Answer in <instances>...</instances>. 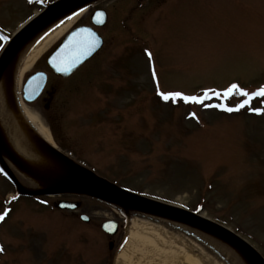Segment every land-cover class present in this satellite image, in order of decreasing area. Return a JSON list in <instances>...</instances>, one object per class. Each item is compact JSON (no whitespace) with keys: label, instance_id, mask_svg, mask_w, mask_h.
Wrapping results in <instances>:
<instances>
[{"label":"rangeland","instance_id":"rangeland-1","mask_svg":"<svg viewBox=\"0 0 264 264\" xmlns=\"http://www.w3.org/2000/svg\"><path fill=\"white\" fill-rule=\"evenodd\" d=\"M55 1L0 0V55ZM98 9L109 14L105 45L71 78L50 73L47 89L59 88L51 111L43 98L28 104L24 86L21 101L72 159L124 189L229 228L264 256V0H102L75 27L91 24ZM45 59L25 81L49 71ZM60 200L80 207L59 210ZM5 212L0 264H116L132 218L180 238L200 263L234 264L206 241L216 238L165 219L87 196H19L0 168ZM110 220L120 224L115 236L101 228Z\"/></svg>","mask_w":264,"mask_h":264},{"label":"water","instance_id":"water-1","mask_svg":"<svg viewBox=\"0 0 264 264\" xmlns=\"http://www.w3.org/2000/svg\"><path fill=\"white\" fill-rule=\"evenodd\" d=\"M100 1L102 0H57L23 25L2 51L0 81L6 76L9 103L27 136L56 163L60 173L42 189L27 188L20 179V173L16 171V168L38 180L43 173H48L47 169H37L29 165L11 149L0 130L1 168L14 183L19 196L56 197L74 194L91 197L120 206L127 212L134 211L199 230L237 250L248 264H264V256L234 231L203 217L201 214L129 191L98 175L39 136L21 114L12 89L13 80L10 67L15 58L27 43L48 26L72 12ZM92 21L95 26L104 27L108 23V13L99 9L93 14ZM104 43V38L94 27L83 26L72 29L48 54L47 66L56 75L68 78L100 52ZM47 82L48 74L46 72L32 74L24 85V100L30 104L36 102L42 95ZM57 207L61 210L75 211L79 209L80 204L72 201H60ZM82 219L89 221L90 217L82 215ZM103 230L109 236H115L120 230V225L117 221H107L103 224ZM114 245V242L110 243L111 250L114 249Z\"/></svg>","mask_w":264,"mask_h":264},{"label":"bare ground","instance_id":"bare-ground-1","mask_svg":"<svg viewBox=\"0 0 264 264\" xmlns=\"http://www.w3.org/2000/svg\"><path fill=\"white\" fill-rule=\"evenodd\" d=\"M88 7L72 12L57 20L36 35L15 58L10 70L13 71V89L17 94L19 110L26 121L36 130L39 136L52 144V137L36 114L21 101L18 95L25 85V76L61 39L86 15ZM0 130L11 149L29 165L37 169H47L39 180L16 168L20 176L35 189H42L60 173L56 163L45 154L27 136L20 125L14 109L9 103L6 76L0 81ZM159 219V218H158ZM157 219V220H158ZM167 221V220H166ZM171 227H180L183 231L195 234V229L168 222ZM193 234V235H194ZM213 237V236H212ZM215 238V237H214ZM206 241L234 264H248L243 256L219 239L208 238ZM141 255V257H140ZM116 264H203L194 254V249L186 246L180 238L165 232L148 221L132 218L125 248L119 253Z\"/></svg>","mask_w":264,"mask_h":264},{"label":"flooded vegetation","instance_id":"flooded-vegetation-1","mask_svg":"<svg viewBox=\"0 0 264 264\" xmlns=\"http://www.w3.org/2000/svg\"><path fill=\"white\" fill-rule=\"evenodd\" d=\"M96 11V10H95ZM94 11V12H95ZM94 12L92 13V15L90 16V20H91V24H82V25H80V26H78V27H82V26H92V16H93V14H94ZM109 15V14H108ZM106 26L107 25H105L104 27H101V28H97L98 29V31L101 33V30L102 29H104V28H106ZM102 35V34H101ZM104 38V37H103ZM105 45V44H104ZM46 58V57H45ZM45 61H46V59H45ZM41 71H43V72H46L47 74H48V82H47V85H46V87H45V89H44V91H43V93H42V95L39 97V99L37 100V101H39L41 98H43V101L45 102V110L46 111H51V107H52V105H53V103H54V101H55V99H56V96L58 95V93H59V88L57 87V86H52L50 89H47L48 88V84H49V82H50V73L51 74H53L54 76H56V77H58L59 79H62V80H66V79H69V78H71L72 76H74L76 73H74L72 76H70V77H68V78H62V77H60V76H58V75H56L54 72H52L50 69H49V71H46V70H38V71H36V72H41ZM35 73V72H34ZM36 101V102H37ZM35 102V103H36ZM68 195H74V194H68ZM63 196H66V195H63ZM63 196H59V197H63ZM79 196V195H78ZM60 201H68V200H60ZM59 202V201H58ZM58 202L56 203V205L58 204ZM83 215V214H82ZM82 215H80V218H81V220L83 221V222H85V223H87V224H90L91 222H92V220H91V218H90V220L89 221H86V220H83L82 219ZM105 223V222H104ZM104 223H102V225H101V228H102V230H103V224ZM115 246V245H114Z\"/></svg>","mask_w":264,"mask_h":264},{"label":"snow or ice","instance_id":"snow-or-ice-1","mask_svg":"<svg viewBox=\"0 0 264 264\" xmlns=\"http://www.w3.org/2000/svg\"><path fill=\"white\" fill-rule=\"evenodd\" d=\"M149 55H151V54L149 53ZM232 87H233V88H236L237 85H233ZM175 95L179 96L180 94H179V93H176ZM243 95H244V96H247V95H249V93L244 92ZM259 95L262 96V97H264V89H262V90L260 91ZM167 98H168V97L165 96V99H167ZM184 99H185V100H188V99L195 100V98H189V97H184ZM241 107H244V105H241ZM234 110H238V109L225 108V111H228V112H232V111H234ZM261 114H264V111H262ZM7 215H8V213H6V212H5L4 214L0 215V222H3V221L5 220V217H6ZM0 251H3V247H2V246H0Z\"/></svg>","mask_w":264,"mask_h":264}]
</instances>
